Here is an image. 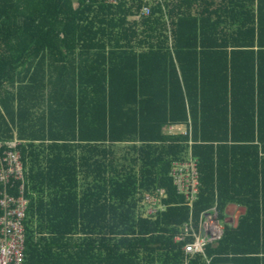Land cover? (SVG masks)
<instances>
[{
    "label": "trees",
    "instance_id": "1",
    "mask_svg": "<svg viewBox=\"0 0 264 264\" xmlns=\"http://www.w3.org/2000/svg\"><path fill=\"white\" fill-rule=\"evenodd\" d=\"M197 1L0 0V168L18 151L24 173L0 199L27 200L25 264H264V5L227 0L212 21ZM190 153L195 218L247 210L185 262L170 171Z\"/></svg>",
    "mask_w": 264,
    "mask_h": 264
},
{
    "label": "built area",
    "instance_id": "2",
    "mask_svg": "<svg viewBox=\"0 0 264 264\" xmlns=\"http://www.w3.org/2000/svg\"><path fill=\"white\" fill-rule=\"evenodd\" d=\"M141 13L149 15L151 13L150 7L144 6ZM15 142L11 143L10 146L15 147L17 145ZM185 160L173 162L170 177L173 179L178 193L185 197L186 204L190 207V219L179 227L174 238L176 243L182 245L186 260L189 261L197 255L204 256L208 246L221 241L225 227L219 218L216 205L202 212L198 220L195 219L193 207L194 202L198 199L200 188L197 160L193 158L191 153ZM12 177L17 180L24 178L18 151H6L1 162L0 181L8 186ZM165 195L166 191L162 189L159 190L157 196H146L149 198L146 202H149L150 206V212L146 213L148 216L158 212L155 204L160 203ZM0 208L2 211L0 217V264H25L26 236L23 222L27 212V200L22 196L15 198L5 192L0 199ZM160 209H163L162 205H160ZM207 264H211L210 259H207ZM217 264L236 263L223 262Z\"/></svg>",
    "mask_w": 264,
    "mask_h": 264
},
{
    "label": "crops",
    "instance_id": "3",
    "mask_svg": "<svg viewBox=\"0 0 264 264\" xmlns=\"http://www.w3.org/2000/svg\"><path fill=\"white\" fill-rule=\"evenodd\" d=\"M227 0H210L209 1V6L211 4H214L210 7L209 11H207V14L209 15L210 13H213L215 14L211 20L212 21H219V14L223 11V10H226V8H224V5L226 3ZM263 2V5H264V0H262ZM208 6V7H209ZM204 7H205V3L204 2H201V0H198L197 2H195L193 5H192V12L194 15H198L200 14L201 11L204 10ZM226 13V12H225ZM199 16V15H198ZM171 129H178V130H182L183 127H186V131L188 130V127L186 125H173V126H170ZM186 131L184 133H186ZM184 133H179V134H184ZM163 188L161 189H158L157 191V195H159V190H162ZM165 190V189H164ZM166 191V190H165ZM155 195V196H157ZM147 196V194L145 195V197ZM167 198V194L162 197V200L160 203H156L155 206H157L158 208V212L159 211H165L166 210V205L163 203V199ZM145 199V198H144ZM143 202H146L143 200ZM143 205V204H142ZM160 205L163 206V209H160ZM188 206V205H187ZM189 207V206H188ZM190 208V207H189ZM218 209V208H217ZM246 208L244 206H240V205H237V204H229L226 208V213H225V217L223 220H221V222L223 223V225L225 226L226 224H230L232 226H237L238 222H239V219L242 215H244L246 213ZM144 212L145 214L147 213V210L144 209ZM218 214H219V210H218ZM147 215V214H146ZM200 217V216H199ZM190 219V217H189ZM196 219V218H195ZM198 220V219H196ZM220 242V241H219ZM219 242L217 243H214L212 245H217ZM209 247V246H208ZM206 256V254L204 255ZM185 262H188V260H185ZM237 264V263H236Z\"/></svg>",
    "mask_w": 264,
    "mask_h": 264
},
{
    "label": "rangeland",
    "instance_id": "4",
    "mask_svg": "<svg viewBox=\"0 0 264 264\" xmlns=\"http://www.w3.org/2000/svg\"><path fill=\"white\" fill-rule=\"evenodd\" d=\"M185 131H186V127H183L182 130H178V129L174 130V129H171L170 126H168V127L165 128V131H164V132H165L166 134H179V133H184ZM15 143H17V141H16ZM148 199H149V198H146V197H145L144 201H148ZM144 209H146L147 212H150V206H149V204L146 205V207H145Z\"/></svg>",
    "mask_w": 264,
    "mask_h": 264
}]
</instances>
